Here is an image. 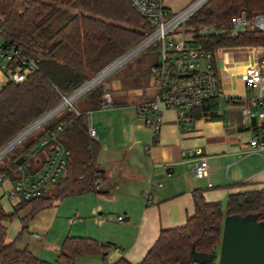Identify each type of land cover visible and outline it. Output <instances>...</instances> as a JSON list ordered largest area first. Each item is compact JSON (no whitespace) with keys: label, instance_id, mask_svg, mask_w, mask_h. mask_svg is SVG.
Wrapping results in <instances>:
<instances>
[{"label":"trees","instance_id":"obj_1","mask_svg":"<svg viewBox=\"0 0 264 264\" xmlns=\"http://www.w3.org/2000/svg\"><path fill=\"white\" fill-rule=\"evenodd\" d=\"M243 12L253 21L264 14V0H208L186 20L188 31L216 28L221 32L195 33L192 46L212 52L222 47L264 46V30L258 27L232 35V19ZM153 30V23L128 0H0V42L35 58L38 65L23 82L9 80L0 90V149ZM86 96L87 109L80 100L76 102L75 109L60 114L37 140L0 169L3 178L18 179L21 165L16 161L61 127L59 141L70 151L65 174L45 194L22 199L13 213L0 204V264H74L79 257L107 253L108 246L97 239L68 236L57 260L50 262L27 248H18L24 230L8 239V224L19 211L30 208L25 228L40 211L66 197L96 191L102 173L101 145L90 135L89 111L102 107L103 100L99 89L90 90ZM193 114L199 117V109ZM50 148H38L36 158L25 161L23 166L30 174L44 167ZM194 202L195 214L186 224L162 230L154 246L136 264H195V254L218 253L226 215L253 213L264 223V188L232 193L226 211L222 202L207 201L200 190L194 191ZM217 263L214 256L203 264ZM111 264L134 263L121 257Z\"/></svg>","mask_w":264,"mask_h":264},{"label":"crops","instance_id":"obj_2","mask_svg":"<svg viewBox=\"0 0 264 264\" xmlns=\"http://www.w3.org/2000/svg\"><path fill=\"white\" fill-rule=\"evenodd\" d=\"M190 1L165 0V5L171 14H177ZM159 57L148 68L142 65V69H134L132 83L115 79L108 84L112 91L98 88L102 100L106 94L112 96L113 105L89 111L90 126L96 129L101 145L102 173L97 189L69 196L78 199L80 208L71 222L65 220L62 224L60 237L55 236L59 233L54 227L61 204L40 211L25 228L30 208L19 211L18 234L24 230L19 249L27 248L53 262L52 255L44 252L53 251L58 257L66 237L84 236L107 245L108 251L103 256L79 257L74 264H111L121 257L136 264L154 246L162 230L181 227L195 214L194 191L200 190L207 201L222 202L226 211L232 193L264 188V122L258 117L257 107H253L252 116L243 114L252 97L264 99V80L251 88L245 83L247 67L264 62V46L217 49L223 97L207 100L198 107L200 116L189 129L179 124L174 109H166L159 139L147 149L152 131L139 112L155 99L152 67ZM8 81L9 72L0 61V90ZM89 92L78 98L84 97V109L88 107ZM255 136H260L262 143L257 148L251 146ZM199 157H206L209 162V175L205 178H196L192 171V162ZM15 181L6 178L3 184L0 182V204L8 213L15 212L22 200L8 195ZM119 216L124 220L119 221ZM219 249L220 246L217 252Z\"/></svg>","mask_w":264,"mask_h":264},{"label":"built area","instance_id":"obj_3","mask_svg":"<svg viewBox=\"0 0 264 264\" xmlns=\"http://www.w3.org/2000/svg\"><path fill=\"white\" fill-rule=\"evenodd\" d=\"M128 1L139 14L153 23L155 31L145 40L144 46L156 39H161L163 43L159 61L152 67L157 90L155 99L144 104L139 112L140 118L152 131L151 141L147 145V149H151L159 139L166 109H174L177 113L179 124L184 129H189L190 124L195 121L193 112L207 100L223 97L224 92L216 62V51H206L200 46H192V38H182L180 33L174 31L175 26L185 23L189 16L199 8L183 15L200 0L193 2L184 11L177 14H171L165 5V0ZM232 24V35H237L239 31L246 28L258 27L264 30V18L256 16L253 21H248L245 12L233 18ZM0 56L7 62L6 68L9 72V80L15 82H23L38 67L35 58L24 55L16 47L6 48L1 42ZM263 80L264 62L250 64L245 72L246 85L250 88L256 87ZM228 100L235 101L237 98L228 97ZM112 105V96L106 94L103 100V107H111ZM253 107L259 108L258 117L264 122V99L262 96L252 97L251 105L243 109V114L252 116ZM60 130L61 127L40 142L39 150L49 145L51 148L47 156V162L39 172L32 175L26 167L21 165L19 168L20 176L16 179L13 187L8 190V195L12 199L29 200L43 195L65 174L70 151L59 141ZM89 131L91 137L94 140H98L99 136L96 129L90 126ZM261 144L260 136H255L251 141L253 148L260 147ZM37 149L31 150L26 155V161L36 158ZM192 171L196 178L207 177L209 175L207 158L199 157L194 159ZM0 182L3 184L5 178L1 177ZM146 197L150 201V194H147ZM118 220L123 221L124 218L119 216Z\"/></svg>","mask_w":264,"mask_h":264},{"label":"water","instance_id":"obj_4","mask_svg":"<svg viewBox=\"0 0 264 264\" xmlns=\"http://www.w3.org/2000/svg\"><path fill=\"white\" fill-rule=\"evenodd\" d=\"M207 1L208 0L201 1V3L197 5V7L193 8V10L190 12H193ZM258 16L264 18V14ZM146 39L141 41L139 44H137L127 53L122 55L116 61L111 63L101 72H99L90 80H88L86 83H84L73 93L68 95L67 97L71 98V104L75 100H77L80 96H82L84 93H86L88 90H90L92 87L96 86L100 80H102L106 75H108L113 70H115V68L120 66L133 54H135L137 51L142 49L144 47V42ZM61 102L57 104L55 107H53L51 110L46 112L44 115L39 117L37 120L32 122L30 125H28L11 141H9L4 147H2L0 149V154H1L0 159L12 147H14L18 142H20L25 136L30 134L37 127L41 126L44 122H46L51 117L56 115L57 113L56 114L53 113L52 115L50 114L55 108H57L61 104ZM40 120H43L41 124L32 127L34 126L35 123L39 122ZM29 129L30 131H28ZM24 132H27L26 135L18 139L22 134H24ZM16 139H18L17 142H15ZM25 161H26V157L21 156L16 161V163L18 165H23ZM167 172H170V170H167ZM214 256H217L218 258L217 264H264V223L259 222L258 216L253 213H248L245 215H241V214L226 215L223 223L222 239H221L219 252L216 254H195L194 261L195 263L203 264L207 259H211Z\"/></svg>","mask_w":264,"mask_h":264},{"label":"rangeland","instance_id":"obj_5","mask_svg":"<svg viewBox=\"0 0 264 264\" xmlns=\"http://www.w3.org/2000/svg\"><path fill=\"white\" fill-rule=\"evenodd\" d=\"M195 1H197V0L190 1V3L187 4L180 12L184 11L187 7H189ZM180 12H178V13H180ZM154 31L155 30L148 33L146 38H148ZM174 31L177 33H180V36L182 38H186V39L192 38L195 33L201 34V33L221 32V30H218L216 28L215 29L214 28H198L195 30V32L194 31L189 32L188 27L186 25V21H185V23H182L180 25L175 26ZM162 48H163L162 40L156 39L155 41L144 46L142 49H140L135 54H133L130 58H128L126 61H124L120 66L115 68V70H113L111 73L106 75L102 80H100L97 83V85L92 87L90 90L99 88V89H103L105 92H110L112 90L109 89L108 84L112 83L111 81H113L115 79H122L123 81L126 80L125 81L126 83H132L135 80V74H134L135 70L134 69H137V68L142 69V67H141L142 65L144 67L148 68L147 65H150L151 63H154L158 60V57L160 55V52L162 51ZM0 61L2 63V66H4V65L7 66V62L5 59L0 57ZM146 63H148V64H146ZM92 77H94V76H92ZM82 99L83 98H81L80 101H82ZM78 100L79 99L75 100L72 103V105H69V106L63 108L60 112H58L56 115H54L49 120L44 122L41 126L37 127L34 131H32L27 136H25L20 142H18L14 147H12L0 159V169L2 167H4L9 161H11V159H13L16 155H18L23 150L24 146H27L31 142L37 140L47 127H49L50 125L54 124L57 121L60 114H62L63 112H65L69 109H75L76 106H78L77 105ZM57 205H60V207H59L60 213H59V217L57 219L56 225L54 227V230H56L57 233H59V234H56L55 236L60 237V234L62 233L63 228H64L63 227L64 223H66L65 220H67L68 222H71V219L75 218V215L77 213V207L79 206V208H80V203H79L78 199H76V197H68V198L63 199L62 201H59L57 203ZM20 222L21 221H20L19 217L18 218L15 217L8 224V226H9L8 239H14L18 235V232L20 229ZM62 224H63V226H62ZM68 229H69V227H68ZM44 253L45 254H51L53 262H55L58 258L57 253H55L53 251H47ZM195 264H199V263H195Z\"/></svg>","mask_w":264,"mask_h":264},{"label":"bare ground","instance_id":"obj_6","mask_svg":"<svg viewBox=\"0 0 264 264\" xmlns=\"http://www.w3.org/2000/svg\"><path fill=\"white\" fill-rule=\"evenodd\" d=\"M201 1H204V0H200L195 6H193L190 10H188L187 12H185L183 15H186L187 13H189L190 11H192L193 10V8H195L199 3H201ZM92 83V82H91ZM71 104V98H69V97H65V99L61 102V104L57 107V108H55L52 112H51V114L50 115H52L53 113H58V112H60L63 108H65V107H67V106H69ZM49 116V115H48ZM47 116V117H48ZM43 119H46V118H43ZM43 122V120H40L39 122H37V123H35L34 124V126H32V127H35L36 125H39V124H41ZM31 129V128H30ZM30 129L28 130V131H30ZM26 133L27 132H24V134H22L18 139H20L21 137H24L25 135H26ZM18 139H16L15 140V142H17L18 141ZM14 142V143H15ZM5 151V150H4ZM3 153V152H2ZM1 155V154H0Z\"/></svg>","mask_w":264,"mask_h":264}]
</instances>
